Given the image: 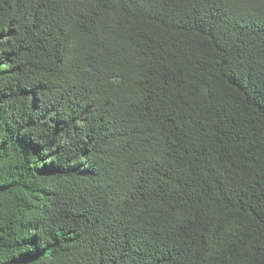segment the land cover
<instances>
[{
    "label": "trees",
    "instance_id": "16d2710c",
    "mask_svg": "<svg viewBox=\"0 0 264 264\" xmlns=\"http://www.w3.org/2000/svg\"><path fill=\"white\" fill-rule=\"evenodd\" d=\"M0 264H264V0H0Z\"/></svg>",
    "mask_w": 264,
    "mask_h": 264
}]
</instances>
